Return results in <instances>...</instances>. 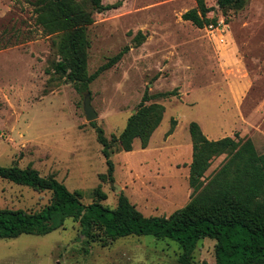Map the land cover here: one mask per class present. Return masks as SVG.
<instances>
[{"label": "rangeland", "instance_id": "374dc122", "mask_svg": "<svg viewBox=\"0 0 264 264\" xmlns=\"http://www.w3.org/2000/svg\"><path fill=\"white\" fill-rule=\"evenodd\" d=\"M31 1L0 0V165L31 166L42 176H54L79 191L86 204L96 200L99 187L106 196L101 202L109 207L123 193L144 215L167 216L191 198V121L210 139L236 133L264 152V139L253 133L257 122L238 118L234 92L236 86L249 87L240 107L250 122H259L264 0H247L238 10H222L215 0H206L208 15L218 24L203 27L181 17L195 0H102L115 6L94 10L86 25L87 72L128 49L81 91L54 71L60 33L36 22ZM76 1L91 7L90 0ZM166 91L172 92L148 101L165 106L148 144L142 147L135 139L129 151L113 144L109 174L95 128L108 139L117 136L145 92ZM86 92L98 114L92 121L83 111ZM223 159L216 157L206 174ZM51 195L0 178V208L39 210ZM78 230V222L67 218L46 234L0 238V264H179L181 250L171 239L129 235L84 244ZM213 245V239L201 238L193 264H215Z\"/></svg>", "mask_w": 264, "mask_h": 264}, {"label": "trees", "instance_id": "16d2710c", "mask_svg": "<svg viewBox=\"0 0 264 264\" xmlns=\"http://www.w3.org/2000/svg\"><path fill=\"white\" fill-rule=\"evenodd\" d=\"M222 10L241 9L247 0H215ZM86 9L76 0H32L36 22L49 33H60L56 49L60 58L54 71L66 77L80 91L103 70L119 61L128 47L87 72L86 25L92 22V12L113 8L102 0H90ZM196 6L181 17L197 27L216 26L217 18L209 16L211 7L206 0H195ZM142 38V37H141ZM140 37L137 42H140ZM172 91L155 95L143 94L134 113H131L121 132L108 139L101 127H96L97 140L112 173L110 158L113 144L125 151L132 149L135 139L145 147L159 125L165 106L148 102L154 96H168ZM166 134L172 133L175 120ZM192 143L189 164L191 198L169 215H144L127 196L120 193L115 207L101 202L105 193L94 189L96 200L81 201L79 191H70L54 176H42L36 168L16 164L0 165V178L36 190L51 191L48 204L39 210L0 208V238L20 234H46L63 225L67 218L78 222L82 242L107 243L129 235H152L168 238L180 247L179 264H193L198 241L208 237L214 240L215 264H264V152H259L250 138L226 135L210 139L196 121L188 125ZM224 155L222 164L206 174L213 160Z\"/></svg>", "mask_w": 264, "mask_h": 264}, {"label": "crops", "instance_id": "0c3cea01", "mask_svg": "<svg viewBox=\"0 0 264 264\" xmlns=\"http://www.w3.org/2000/svg\"><path fill=\"white\" fill-rule=\"evenodd\" d=\"M248 86L247 85H243V86H236L235 89V94H236V102H237V112H238V118L241 120L246 121V123H255V127L257 129H255V132L253 131V133L257 134L258 136H261L264 139V128L262 127V122L264 121V106H261V109H259L257 111V113L255 114V119L260 121H252L250 122L247 118V116L244 114V112L241 110L240 105L242 104V102L244 101V99L246 98V94L248 91ZM260 90H264V84L261 85V87H259ZM243 94V95H242ZM254 115V114H253ZM249 138V137H248ZM256 147V146H255Z\"/></svg>", "mask_w": 264, "mask_h": 264}, {"label": "water", "instance_id": "95a60500", "mask_svg": "<svg viewBox=\"0 0 264 264\" xmlns=\"http://www.w3.org/2000/svg\"><path fill=\"white\" fill-rule=\"evenodd\" d=\"M83 111L85 113L86 120L88 121H92L98 117L97 112L91 105L89 92H86L83 98Z\"/></svg>", "mask_w": 264, "mask_h": 264}]
</instances>
